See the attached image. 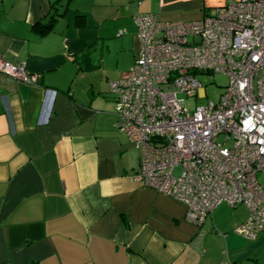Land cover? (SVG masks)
<instances>
[{
  "label": "crops",
  "instance_id": "crops-1",
  "mask_svg": "<svg viewBox=\"0 0 264 264\" xmlns=\"http://www.w3.org/2000/svg\"><path fill=\"white\" fill-rule=\"evenodd\" d=\"M229 1L0 0V58L39 74L0 73V264H264V230L237 231L246 205L198 225L143 182L111 91L139 56L135 16L197 20Z\"/></svg>",
  "mask_w": 264,
  "mask_h": 264
},
{
  "label": "built area",
  "instance_id": "built-area-1",
  "mask_svg": "<svg viewBox=\"0 0 264 264\" xmlns=\"http://www.w3.org/2000/svg\"><path fill=\"white\" fill-rule=\"evenodd\" d=\"M134 19L139 56L111 91L116 128L142 151L141 179L184 202L196 224L222 202L246 205L237 231L255 238L264 230V0H232L197 20ZM215 72L229 77L226 91L198 103L207 97L199 76ZM0 73L39 79L5 58Z\"/></svg>",
  "mask_w": 264,
  "mask_h": 264
},
{
  "label": "rangeland",
  "instance_id": "rangeland-1",
  "mask_svg": "<svg viewBox=\"0 0 264 264\" xmlns=\"http://www.w3.org/2000/svg\"><path fill=\"white\" fill-rule=\"evenodd\" d=\"M199 79L205 85L207 97L200 98L198 103L207 102L209 100L219 101L230 81L229 77L221 72L202 74L199 76ZM187 102L189 106H194L193 98L188 99ZM219 139L222 140L223 136H220Z\"/></svg>",
  "mask_w": 264,
  "mask_h": 264
},
{
  "label": "water",
  "instance_id": "water-1",
  "mask_svg": "<svg viewBox=\"0 0 264 264\" xmlns=\"http://www.w3.org/2000/svg\"><path fill=\"white\" fill-rule=\"evenodd\" d=\"M203 223H201V224H198V225H202Z\"/></svg>",
  "mask_w": 264,
  "mask_h": 264
}]
</instances>
